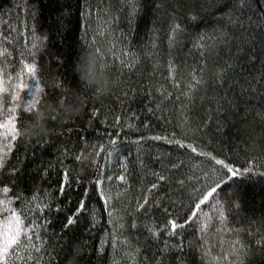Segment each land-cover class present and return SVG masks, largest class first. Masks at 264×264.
Listing matches in <instances>:
<instances>
[{
    "label": "trees",
    "instance_id": "1",
    "mask_svg": "<svg viewBox=\"0 0 264 264\" xmlns=\"http://www.w3.org/2000/svg\"><path fill=\"white\" fill-rule=\"evenodd\" d=\"M0 264H264V0H0Z\"/></svg>",
    "mask_w": 264,
    "mask_h": 264
},
{
    "label": "clouds",
    "instance_id": "2",
    "mask_svg": "<svg viewBox=\"0 0 264 264\" xmlns=\"http://www.w3.org/2000/svg\"><path fill=\"white\" fill-rule=\"evenodd\" d=\"M85 56L87 59V66H86L85 74L83 76V80L87 82L89 86L94 85L96 88L109 87L111 80L109 76L108 66L104 63L103 59L93 49H86ZM31 104H32L31 99H29L26 102H22V109H30ZM82 104L83 101L81 102L80 105H71L65 103L63 105L64 111L62 113V119L64 120V122L70 121L74 119L76 116L80 115L82 111V107H81ZM29 114L31 113L29 112ZM38 117L41 123L43 122V120L51 118L50 116H44L39 114ZM43 131H46V129H44ZM43 131L33 129V132L37 134L33 135L31 138L33 139L39 138V135H42ZM25 135L27 136L28 133H25Z\"/></svg>",
    "mask_w": 264,
    "mask_h": 264
},
{
    "label": "snow or ice",
    "instance_id": "3",
    "mask_svg": "<svg viewBox=\"0 0 264 264\" xmlns=\"http://www.w3.org/2000/svg\"><path fill=\"white\" fill-rule=\"evenodd\" d=\"M240 3L243 5V4L245 3V0H240ZM29 70L32 71V69H29ZM229 171L231 172V171H233V170H232V169H229ZM120 179L123 180V176H121ZM4 191L6 192L7 189H5ZM74 222H75L74 219H73V218H70V219L67 221V224H68V225H71V224H73ZM172 227H173V228L176 227L175 223H173ZM16 235L19 236V230L17 231ZM15 242H16L15 240H12V241H11V243H15ZM8 247H9V241L6 239L5 242H4V246H3L2 251H3L4 253H7Z\"/></svg>",
    "mask_w": 264,
    "mask_h": 264
}]
</instances>
